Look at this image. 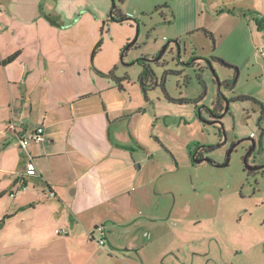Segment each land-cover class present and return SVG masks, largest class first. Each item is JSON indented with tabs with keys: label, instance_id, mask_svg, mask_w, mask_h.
Listing matches in <instances>:
<instances>
[{
	"label": "rangeland",
	"instance_id": "374dc122",
	"mask_svg": "<svg viewBox=\"0 0 264 264\" xmlns=\"http://www.w3.org/2000/svg\"><path fill=\"white\" fill-rule=\"evenodd\" d=\"M15 1L21 16H28L30 0ZM72 1L50 3L70 41L68 60L88 66V75L90 69L106 74L104 82L122 78L126 93L103 94H113L114 106L121 95L130 99L132 125L151 153L141 184L129 187L133 203L119 209L121 221L128 222L114 227L100 222L109 243L106 237L102 248L89 242L85 264H118L113 257L126 254L133 264H146L158 241L167 248L158 264H174L177 256L191 264H264V176H248L242 165L251 144L247 138L257 143L251 158L264 163V0H113L126 17L122 21L109 17L112 0ZM0 3L6 15L14 7L12 0ZM70 4H79L73 14ZM133 39L122 63L121 52ZM163 46L160 58L151 60ZM144 66L152 72L145 94ZM9 94L0 85V97ZM182 98L197 102L176 101ZM218 98L224 107L227 102L220 123L209 111ZM240 139L229 164L216 166ZM197 145L211 148L203 155L214 164L191 161L189 152ZM140 155L146 152L135 156ZM51 234L62 235L53 229ZM128 241L139 253L127 250Z\"/></svg>",
	"mask_w": 264,
	"mask_h": 264
},
{
	"label": "crops",
	"instance_id": "0c3cea01",
	"mask_svg": "<svg viewBox=\"0 0 264 264\" xmlns=\"http://www.w3.org/2000/svg\"><path fill=\"white\" fill-rule=\"evenodd\" d=\"M52 1L30 0L27 18L15 0L8 15L0 3V61L17 53L0 65V85L10 93L0 97V209L5 217L0 220V230H5L0 264H85L86 246L94 242L91 236L100 222L110 221L113 227L128 222L121 221L119 209L130 208L134 195L129 187L141 184L143 164L151 160L132 125L130 99L121 95V103L114 106L109 103L113 94H103H123L127 88L121 83L119 89L116 79L115 84L104 82L106 77L94 69L88 75V66L68 60L71 46L60 14L53 25L42 8H50ZM76 6L70 4L68 11L75 13ZM38 125L44 126L45 140L27 146L35 166L31 172L15 134ZM137 152L146 155L136 158ZM52 229L66 233L52 237ZM154 247L155 255L146 264H158L167 253L161 241ZM127 250L139 253V246L128 241ZM113 258L118 264H133L127 254Z\"/></svg>",
	"mask_w": 264,
	"mask_h": 264
},
{
	"label": "flooded vegetation",
	"instance_id": "af4514ba",
	"mask_svg": "<svg viewBox=\"0 0 264 264\" xmlns=\"http://www.w3.org/2000/svg\"><path fill=\"white\" fill-rule=\"evenodd\" d=\"M57 11L53 10L51 12H49L48 14L45 15V17H49L51 20H54L56 21L58 16H57ZM57 22V21H56ZM57 25H58V22H57ZM117 78V77H116ZM148 78V77H146ZM144 79L142 78V81H146L147 79ZM115 79V78H114ZM122 80V78H119V79H116V82L117 81H120ZM220 100V99H219ZM212 117L214 118L213 122H216L218 121V117L220 115V113H223L224 111V106L222 104V101L220 100V103L218 105V107H213L212 110H209ZM223 140V139H222ZM251 141V144H250V147L247 149V151L245 152V154L243 155L242 157V165H243V171L245 172V174H247L248 176H257V175H261V176H264V163L263 162H258L255 158H251V155L253 153V151L256 149V146H257V143L252 139L250 140ZM224 142V140H223ZM235 148V147H234ZM233 148V149H234ZM262 147L259 146V149H261ZM211 148L210 147H205V146H200V145H197L196 146V149L194 151H190L189 152V155H190V159L192 162L193 161V154H195L194 156V159H197V158H203L205 157L203 155V152H207L209 151ZM209 158V157H208ZM210 159V158H209ZM225 161H226V156H225V160L222 164H215L216 166H221V165H228L229 162L227 164H225ZM230 161V160H229ZM202 162H205V161H202ZM195 163V162H194ZM209 163H212L214 164V161L212 159H210ZM176 261L178 264H191L193 260H191V262H189V260H185L183 259L182 256H177L176 257ZM169 264V263H168Z\"/></svg>",
	"mask_w": 264,
	"mask_h": 264
},
{
	"label": "built area",
	"instance_id": "2783aa9c",
	"mask_svg": "<svg viewBox=\"0 0 264 264\" xmlns=\"http://www.w3.org/2000/svg\"><path fill=\"white\" fill-rule=\"evenodd\" d=\"M0 13H1V8H0ZM10 129L15 132V128L13 125H10ZM16 140L19 145V147L24 150L28 161H29V170L31 172H35V166L32 162V157L27 151V146L31 141L37 142V143H42L45 140L44 137V126L43 125H38L33 131L26 133V134H19L16 133ZM22 188H25L23 185L21 186ZM15 192H11L10 196H14ZM53 195V194H51ZM104 225L100 224L97 225L94 229V232L97 233V237L94 236V234L91 236L92 239L95 241V243L98 245V247H102L104 245ZM57 233L62 232L66 233V231H61V230H56Z\"/></svg>",
	"mask_w": 264,
	"mask_h": 264
},
{
	"label": "water",
	"instance_id": "95a60500",
	"mask_svg": "<svg viewBox=\"0 0 264 264\" xmlns=\"http://www.w3.org/2000/svg\"><path fill=\"white\" fill-rule=\"evenodd\" d=\"M112 2H113V0H112ZM114 7H115V4H114V2H113L112 7H111V9H110V13H109V17H110V19H113V8H114ZM45 19H46L50 24L57 25V22L54 21V20H51L49 17L46 16ZM122 20H123V19H119V20H115V21H122ZM134 40H135V39H133L132 41H130V42H129V43L123 48V50H122V52H121V55H120V61H121L122 63H123V56H124L126 50H127L132 44H133ZM100 43H101V40L95 45L94 49L92 50L91 60H92V58H93V54H94V51H95L96 47H98V46L100 45ZM165 48H166V46H163L162 49H161V52L158 54V56H157L155 59H151V60H158V59L160 58L161 54L163 53V51L165 50ZM115 79H119V78H116V77H115ZM215 79H216V83H217V85H218V88H220V86H221V82L219 81V79H218L216 76H215ZM226 110H227V102H226V105H225V107H224V111H223V113H221V114L219 115L218 118H220V116H222V115L226 112ZM216 122L220 123L219 121H216ZM220 125H221V129L223 130L222 124H220ZM247 139L252 140V138H247ZM242 140H244V139H240V140L234 142V143L230 146V148L228 149V151H227V153H226V161H225V164H227V163L229 162V160H230V155H231V152H232L233 148H234L236 145H238ZM224 141H225V139H224ZM222 143H223V141H222ZM195 154H196V153L193 154V161H194L195 163H200V162H202V161H205V162H209V161H210V159H209L208 157H203V158H197V159H194Z\"/></svg>",
	"mask_w": 264,
	"mask_h": 264
},
{
	"label": "trees",
	"instance_id": "16d2710c",
	"mask_svg": "<svg viewBox=\"0 0 264 264\" xmlns=\"http://www.w3.org/2000/svg\"><path fill=\"white\" fill-rule=\"evenodd\" d=\"M119 19L125 20L126 17L123 16L116 7H114L113 8V19L112 20H119ZM16 56H17V53H14V54L8 56L7 58H5V59H3V60L0 61V65H4V64H6L8 62H11L12 60H14V58ZM94 71H95L96 74H98L100 76H106V74H104V73H102V72H100V71H98L96 69H94ZM142 75H143V78L145 79L147 76H151L152 75V72L149 70V68H147L146 66H144ZM124 78H127V77H124ZM116 85H117V87L119 89L122 90L123 87H122V84H121V80L120 81H117L116 82ZM141 85H142V91L145 94L146 88H145L144 80L141 82ZM176 101H178L180 103L197 102L196 100L193 101V100L186 99V98L178 99ZM219 101L220 100L218 98L217 101H216L215 107H218ZM261 106H262V108H264V106L262 104H261Z\"/></svg>",
	"mask_w": 264,
	"mask_h": 264
}]
</instances>
